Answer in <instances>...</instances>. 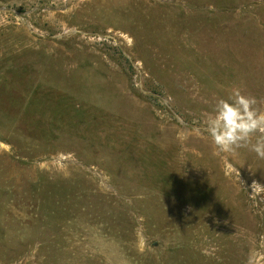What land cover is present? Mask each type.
I'll return each instance as SVG.
<instances>
[{
	"label": "rangeland",
	"instance_id": "obj_1",
	"mask_svg": "<svg viewBox=\"0 0 264 264\" xmlns=\"http://www.w3.org/2000/svg\"><path fill=\"white\" fill-rule=\"evenodd\" d=\"M264 111V0H0V264H264V159L204 131Z\"/></svg>",
	"mask_w": 264,
	"mask_h": 264
},
{
	"label": "clouds",
	"instance_id": "obj_2",
	"mask_svg": "<svg viewBox=\"0 0 264 264\" xmlns=\"http://www.w3.org/2000/svg\"><path fill=\"white\" fill-rule=\"evenodd\" d=\"M256 104L255 97L242 94L238 88L228 99L216 102L204 131L218 152L246 148L264 159V111ZM248 264H260L259 255L250 257Z\"/></svg>",
	"mask_w": 264,
	"mask_h": 264
}]
</instances>
